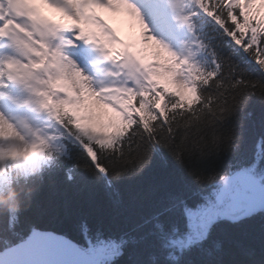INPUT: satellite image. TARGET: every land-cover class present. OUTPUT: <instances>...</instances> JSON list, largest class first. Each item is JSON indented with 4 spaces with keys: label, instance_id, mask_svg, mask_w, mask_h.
Returning a JSON list of instances; mask_svg holds the SVG:
<instances>
[{
    "label": "snow or ice",
    "instance_id": "obj_1",
    "mask_svg": "<svg viewBox=\"0 0 264 264\" xmlns=\"http://www.w3.org/2000/svg\"><path fill=\"white\" fill-rule=\"evenodd\" d=\"M104 11L139 35L122 38ZM155 168L168 179L132 197L147 212L127 230L84 218L76 242L21 219L57 182L102 187L119 209L120 186ZM9 193L0 264H264V0H0ZM257 219L259 247L214 238Z\"/></svg>",
    "mask_w": 264,
    "mask_h": 264
},
{
    "label": "trees",
    "instance_id": "obj_2",
    "mask_svg": "<svg viewBox=\"0 0 264 264\" xmlns=\"http://www.w3.org/2000/svg\"><path fill=\"white\" fill-rule=\"evenodd\" d=\"M249 110L254 113L253 120L249 122V125L251 127L254 124L258 131L262 113L259 102L252 100L249 103ZM166 179H168V173L160 168H155L140 180L122 184L120 187L124 203L119 209L113 208L102 187L89 185L66 188L57 182L53 188L46 184L38 191L35 203L23 213L21 219L65 233L77 242L83 239L78 233L77 225L84 218L88 220L93 229L102 225L113 231L127 230L139 221L141 215L147 212V207L136 205L132 197L137 193H143L146 200L150 199L149 190L154 186H159ZM16 191L18 190L13 189V192ZM11 194L0 195V200L8 201ZM260 229L261 221L257 219L237 228L222 227L214 233V238L244 243L254 242L259 247ZM226 247L230 254L225 259L234 258L232 255L236 251L234 245L229 243L226 244ZM126 259V257L122 258L121 264H124ZM193 259H197V257H193Z\"/></svg>",
    "mask_w": 264,
    "mask_h": 264
},
{
    "label": "rangeland",
    "instance_id": "obj_3",
    "mask_svg": "<svg viewBox=\"0 0 264 264\" xmlns=\"http://www.w3.org/2000/svg\"><path fill=\"white\" fill-rule=\"evenodd\" d=\"M105 16V19L109 21L113 26H116L122 30V33L124 34L125 39H129L130 37L134 36L132 35V20L130 17L111 13L108 11H104L102 13ZM109 113L111 110H107Z\"/></svg>",
    "mask_w": 264,
    "mask_h": 264
},
{
    "label": "bare ground",
    "instance_id": "obj_4",
    "mask_svg": "<svg viewBox=\"0 0 264 264\" xmlns=\"http://www.w3.org/2000/svg\"><path fill=\"white\" fill-rule=\"evenodd\" d=\"M131 34L134 36L139 35V26L135 25L133 21H132V33Z\"/></svg>",
    "mask_w": 264,
    "mask_h": 264
},
{
    "label": "clouds",
    "instance_id": "obj_5",
    "mask_svg": "<svg viewBox=\"0 0 264 264\" xmlns=\"http://www.w3.org/2000/svg\"><path fill=\"white\" fill-rule=\"evenodd\" d=\"M0 203H7L6 200H0Z\"/></svg>",
    "mask_w": 264,
    "mask_h": 264
},
{
    "label": "water",
    "instance_id": "obj_6",
    "mask_svg": "<svg viewBox=\"0 0 264 264\" xmlns=\"http://www.w3.org/2000/svg\"><path fill=\"white\" fill-rule=\"evenodd\" d=\"M51 230H52V229H51ZM57 234H62V233H58V232H57ZM62 235H63V234H62ZM69 238H70V237H69ZM71 239H72V238H71Z\"/></svg>",
    "mask_w": 264,
    "mask_h": 264
}]
</instances>
